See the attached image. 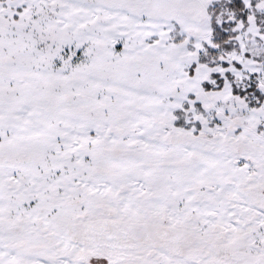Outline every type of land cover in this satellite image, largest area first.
<instances>
[{"label":"snow or ice","instance_id":"1","mask_svg":"<svg viewBox=\"0 0 264 264\" xmlns=\"http://www.w3.org/2000/svg\"><path fill=\"white\" fill-rule=\"evenodd\" d=\"M0 264H264V0H0Z\"/></svg>","mask_w":264,"mask_h":264}]
</instances>
